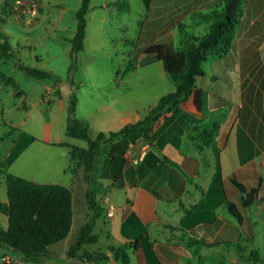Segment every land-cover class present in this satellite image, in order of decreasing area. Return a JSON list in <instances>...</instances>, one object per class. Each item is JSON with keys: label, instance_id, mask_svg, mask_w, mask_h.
Listing matches in <instances>:
<instances>
[{"label": "crops", "instance_id": "obj_1", "mask_svg": "<svg viewBox=\"0 0 264 264\" xmlns=\"http://www.w3.org/2000/svg\"><path fill=\"white\" fill-rule=\"evenodd\" d=\"M12 1L0 0V6L10 5ZM118 1L130 5L127 11L132 10L126 0L106 4L112 6L113 11H124L116 4ZM139 1L145 15L157 24L154 25L155 31L160 33L157 43L174 46L179 39L182 44L190 32L185 31L189 25L181 18H194L198 12L222 11L225 2ZM245 1L247 8L239 20L228 54L209 56L203 73L196 79L201 108L197 109L190 97L179 111L154 129L150 140L142 136L118 138L109 146L100 175L105 170L106 188L113 182L115 185L103 197L105 207L94 227L98 241L84 248L110 255L111 246L128 245L130 260L126 264H264V0ZM56 6L50 0H42L38 21L48 18L51 9L64 13L60 4ZM203 22L208 31L209 22ZM174 32L181 38L174 36ZM154 60L160 61L156 57ZM70 82L73 92L74 82ZM175 88L173 85L170 91L156 94L157 101L153 105H144L141 96L123 92L110 94L99 107L96 105L98 96H95L94 111L86 112L82 119L89 123L94 136L99 132L109 134L142 119L163 95ZM51 89L58 91L56 85ZM60 103L63 109L64 104ZM145 106L148 109L142 112ZM104 112L107 115H103ZM49 136L50 139L43 140L44 146L39 147L55 152L57 157L41 173L58 178L57 171L73 172L74 181L71 185L60 179L40 182L70 187L75 209L76 193L86 197L89 181L84 172L71 171L67 165L71 148L60 144L68 142L52 129ZM19 141L22 148L31 146V141L24 136ZM4 142L0 138V175L5 181L3 172L11 171L19 152L16 140L10 145ZM23 164L24 173L29 174L31 162L24 158ZM235 182L245 186L247 192H242ZM248 193L251 203L246 205L244 199ZM230 204L237 214L230 209ZM112 206L115 209L109 215ZM86 210L88 219V203ZM70 235L52 245L51 255L40 264H74V260L87 264L79 257L68 255L75 242ZM102 239V246L92 247ZM5 252L0 250V264H7L3 260ZM253 252L260 261L247 259ZM16 264L38 263L24 262L19 256ZM104 264L125 263L110 259Z\"/></svg>", "mask_w": 264, "mask_h": 264}, {"label": "rangeland", "instance_id": "obj_2", "mask_svg": "<svg viewBox=\"0 0 264 264\" xmlns=\"http://www.w3.org/2000/svg\"><path fill=\"white\" fill-rule=\"evenodd\" d=\"M50 1L55 7L60 4L65 9L64 13L51 9L48 18L31 26L23 25L10 14L0 25L14 53L9 59L2 57L0 53V72L11 77L15 83L0 82V138L5 140V145H10L16 140L19 153L11 164L10 173L38 183L56 179L71 185L74 181L73 172L57 171L58 178L56 175L47 177L41 173V170L48 169L50 162L55 161L57 154L39 147L44 146L43 140L50 139V129L63 137L70 146L87 147L86 141L67 134L69 94L60 96L58 91L51 89L55 85L53 79L32 76L22 66L52 71L60 81H73L72 93L77 96L79 102L75 117L79 119L85 117L86 112L94 111L96 105L101 107L110 94L129 92L133 96L144 98V105H153L154 101H157L156 94L170 91V87L175 84L167 77L163 63L155 61L154 54L147 53V48L157 43L160 33L154 29L156 22L145 15L141 1L126 0L132 5L131 11H127L124 5V11H113L112 6H107L106 3L110 4L114 0H92L93 8L90 7L87 14L84 49L74 53L71 52V36L77 29L76 13L81 6V0ZM242 3L244 12L247 8L246 1L242 0ZM60 15L62 18L59 19ZM181 21L189 25L185 31H193L198 35L207 32L203 24L205 22L196 16L181 18ZM173 35L181 38L177 32ZM181 45L180 39L176 40L175 46ZM20 92L23 94L20 95ZM95 96H98L97 104L93 105ZM60 102L64 104L63 109ZM147 109L148 106H145L141 111L146 112ZM102 114L107 115L105 112ZM92 126L95 127V120H92ZM23 136L31 141V146L22 148L19 145ZM24 158L31 162L29 174L24 173ZM102 160L104 161V158ZM67 165L69 168L74 167L71 159H68ZM102 165L97 173H102ZM78 171L80 174H86L84 167ZM104 175L105 170L95 182L87 183L88 190H100L97 192V200L103 208V197L108 193L104 186L107 182ZM0 201H8L7 185L1 175ZM87 203V197L77 192L74 226L70 235L73 241L88 220ZM0 224L4 227L8 225L7 216L1 213ZM102 244L103 239L92 247L97 249ZM74 264L82 263L74 260Z\"/></svg>", "mask_w": 264, "mask_h": 264}, {"label": "trees", "instance_id": "obj_3", "mask_svg": "<svg viewBox=\"0 0 264 264\" xmlns=\"http://www.w3.org/2000/svg\"><path fill=\"white\" fill-rule=\"evenodd\" d=\"M90 4L91 0H81V6L77 10V29L71 39L72 53L84 49ZM116 4L120 7L124 5L128 10L130 9V5L125 2L118 1ZM242 5V0H225L222 12L214 10L210 13H196L197 18L209 22L208 31L203 35L187 33L180 48L168 43H154L147 48V53L154 54L158 60L162 61L166 74L174 82L176 88L163 95L142 119L127 123L121 129L111 131L109 134L99 132L94 136L89 123L75 117L78 98L71 92L69 94L67 134L86 141L87 147L60 144L71 148L70 157L74 167H71L70 170L78 172L81 167H84L85 177L92 184L99 177L100 173L97 172L102 165V158L105 157V153L113 141L118 138L139 136L150 140L154 129L169 119L171 114L179 111L181 105L190 97H193L196 108L200 109L201 94L196 88V79L203 73V65L209 56L223 57L228 54L243 13ZM10 14L12 12L8 3L0 6V25ZM0 53L7 59L14 56L13 48L1 26ZM23 68L28 74L37 78L53 79L58 88V94L62 95L58 86L60 79L52 71L27 66ZM72 68L73 66L70 68L71 71ZM0 82L15 84L11 77L1 72ZM20 93L22 94V92ZM3 173L7 185L8 201H0V213L8 217V225L4 227L0 224V250H5V255L12 256V264L17 263L19 256L24 262L40 264L45 257L51 255L50 247L65 240L72 231L74 224L73 191L63 184L38 183L7 171ZM235 183L242 192H247L245 186L238 182ZM114 185L115 182L106 189ZM99 191L97 188H92L87 192L90 216L82 225L68 255L74 258L79 257L87 264H104L110 259L121 260L126 264L130 260L128 245L111 246L109 250L112 254L110 255L107 252L91 251L84 248L86 245L98 241V235L94 234V227L104 210L96 198ZM250 196L248 193L244 199L246 205L251 203ZM230 209L237 214L233 204H230ZM82 249H84L83 253L78 255ZM247 259L260 261L256 252H253Z\"/></svg>", "mask_w": 264, "mask_h": 264}, {"label": "built area", "instance_id": "obj_4", "mask_svg": "<svg viewBox=\"0 0 264 264\" xmlns=\"http://www.w3.org/2000/svg\"><path fill=\"white\" fill-rule=\"evenodd\" d=\"M12 14L25 26L36 23L41 15L42 0H13L10 4ZM137 162V161H136ZM115 207L112 206L108 214L112 215ZM7 264H12L13 258L10 254L3 256Z\"/></svg>", "mask_w": 264, "mask_h": 264}, {"label": "water", "instance_id": "obj_5", "mask_svg": "<svg viewBox=\"0 0 264 264\" xmlns=\"http://www.w3.org/2000/svg\"><path fill=\"white\" fill-rule=\"evenodd\" d=\"M58 86L63 96H66L71 93V82L70 81L61 80L58 83Z\"/></svg>", "mask_w": 264, "mask_h": 264}]
</instances>
